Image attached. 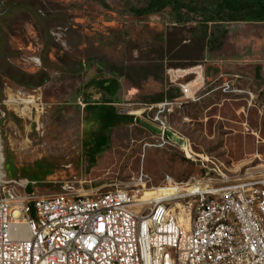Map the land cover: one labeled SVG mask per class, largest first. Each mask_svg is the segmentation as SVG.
Returning <instances> with one entry per match:
<instances>
[{"label": "rangeland", "instance_id": "374dc122", "mask_svg": "<svg viewBox=\"0 0 264 264\" xmlns=\"http://www.w3.org/2000/svg\"><path fill=\"white\" fill-rule=\"evenodd\" d=\"M149 1L0 0V172L7 178L47 195L264 176V62L242 59L230 45L258 37L264 21L208 23L220 57L209 60L196 15L177 22L171 5L138 15ZM187 69L195 73L173 74ZM199 75V88L184 98L181 85ZM108 98L132 119L112 125L97 151L100 126L84 103ZM171 207L185 216L180 202Z\"/></svg>", "mask_w": 264, "mask_h": 264}, {"label": "built area", "instance_id": "2783aa9c", "mask_svg": "<svg viewBox=\"0 0 264 264\" xmlns=\"http://www.w3.org/2000/svg\"><path fill=\"white\" fill-rule=\"evenodd\" d=\"M225 179L168 180L160 188L179 195L139 201L138 183L38 195L0 172V264H264V176ZM179 202L186 223L171 211Z\"/></svg>", "mask_w": 264, "mask_h": 264}, {"label": "trees", "instance_id": "16d2710c", "mask_svg": "<svg viewBox=\"0 0 264 264\" xmlns=\"http://www.w3.org/2000/svg\"><path fill=\"white\" fill-rule=\"evenodd\" d=\"M171 5L177 22L190 21L188 13L196 15L203 25L199 40L203 41L208 34L207 24L228 21H264V0H150L149 3L138 12V15L151 13ZM182 9L185 14H182ZM184 15V16H182ZM209 42L212 40L208 39ZM115 98L92 103L85 100L84 108L89 113V119L100 126L98 136L94 140V146L99 151L106 143V132L116 123L130 122L132 117L126 114H118L112 107Z\"/></svg>", "mask_w": 264, "mask_h": 264}, {"label": "crops", "instance_id": "0c3cea01", "mask_svg": "<svg viewBox=\"0 0 264 264\" xmlns=\"http://www.w3.org/2000/svg\"><path fill=\"white\" fill-rule=\"evenodd\" d=\"M215 37V33H212V34H209L207 35V37L204 39L205 41L208 39L212 40L213 42V38ZM255 39V40H254ZM212 42H210V46L208 47L209 49L206 48V45H204V57L209 59V60H215L216 58H220V57H217L214 53H213V44ZM233 46V49L236 51V52H239L237 54L241 55L240 58H244V59H254L257 61V63H261V62H264V32H262L258 37H251L249 35V37L246 35V37L244 36H240L238 38V41H232L230 42ZM235 54L234 58L238 59V55ZM243 56V57H242ZM182 71H192L188 74H183V73H180L178 74L179 77H184V76H187V75H190V74H194L195 72L191 69H187V70H182ZM197 74H199V70H196ZM200 78V80H199ZM202 77L199 75L197 76L196 79L194 80H189L187 83L185 84H189V83H192L193 86H192V94L191 95H188L186 96L185 95V92H184V89H183V85H181V88H182V91H183V97L186 98V99H191L195 93V91L199 88L200 84L202 83ZM184 84V85H185ZM214 90V89H212Z\"/></svg>", "mask_w": 264, "mask_h": 264}, {"label": "bare ground", "instance_id": "6f19581e", "mask_svg": "<svg viewBox=\"0 0 264 264\" xmlns=\"http://www.w3.org/2000/svg\"><path fill=\"white\" fill-rule=\"evenodd\" d=\"M190 72H192V71H182V70H176V71H173V74L174 75H176V76H178V74H180V73H183V74H188V73H190ZM199 80H200V78H199ZM192 86H193V84L192 83H189V84H185V85H183V89H184V92H185V95L186 96H188V95H191L192 94ZM19 103H22V104H29L30 103V101L29 100H20L19 102H18V104ZM139 112H140V110H133V111H131L130 113L131 114H134V115H138L139 114ZM149 128H151V129H153V127H151V126H148ZM180 147H181V149L184 151V153H185V156L186 157H190L191 156V154H192V151L189 149V147H188V145L187 144H185L184 142H182L181 144H180ZM1 156H0V162H1ZM186 186V185H185ZM184 186V187H185ZM188 186V185H187ZM201 185H199V187H200ZM158 191V192H161V193H159V194H157V193H155V194H153V192H155V191ZM174 189H172V188H156V189H153L152 191H144V193L142 194V196L140 197V199H139V201H150V200H160V199H165V198H167V197H169V196H172V195H179L180 193H176V191L174 192L173 191ZM180 190H182V189H180ZM189 190V189H188ZM172 192H173V194H172ZM176 204H178V203H176ZM175 204V205H176ZM171 211H172V213H173V210L171 209ZM176 217V216H175ZM177 218V217H176ZM187 219H188V216H187V214H185V216L183 217V218H181V219H179V218H177V220L179 221V222H181V223H186L187 222ZM185 226H187V224H184Z\"/></svg>", "mask_w": 264, "mask_h": 264}]
</instances>
